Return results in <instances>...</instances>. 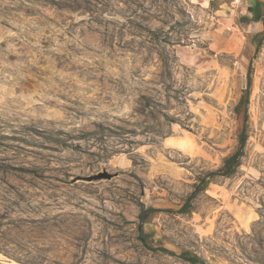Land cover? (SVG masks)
<instances>
[{"label":"rangeland","instance_id":"rangeland-1","mask_svg":"<svg viewBox=\"0 0 264 264\" xmlns=\"http://www.w3.org/2000/svg\"><path fill=\"white\" fill-rule=\"evenodd\" d=\"M229 2L0 0V264H264V32L243 66Z\"/></svg>","mask_w":264,"mask_h":264},{"label":"crops","instance_id":"crops-1","mask_svg":"<svg viewBox=\"0 0 264 264\" xmlns=\"http://www.w3.org/2000/svg\"><path fill=\"white\" fill-rule=\"evenodd\" d=\"M231 3V0L230 2ZM220 5H231L228 3ZM240 16H242L243 26L245 32L249 37L248 42L244 47L242 53L243 66L251 59L252 53L256 50V43L261 38L264 32V0H244V2L237 8ZM190 131L179 127H172V134L166 136L162 141V150L170 156L174 153L183 160L180 163L161 161L160 157L156 156L155 163L152 164L153 169H156L158 174H167L174 178H183L190 173L188 165L190 160L196 156H201L206 149L202 146L196 138H192ZM194 135V134H193ZM185 164L186 168L181 165ZM212 184L208 185L206 191H212ZM218 196H222L221 190L218 191Z\"/></svg>","mask_w":264,"mask_h":264},{"label":"trees","instance_id":"trees-1","mask_svg":"<svg viewBox=\"0 0 264 264\" xmlns=\"http://www.w3.org/2000/svg\"><path fill=\"white\" fill-rule=\"evenodd\" d=\"M264 21V20H263ZM247 78H248V84H247V94L249 95V92H250V86H251V76H250V73L247 74ZM249 101V97H247L246 99V104L248 103ZM245 119H246V113H245ZM241 150L245 147L246 145V132L245 130L241 133ZM239 150L237 151L235 154H233L232 156H230L226 162H225V165H224V168L221 172V174L223 176H230L235 170L237 167L240 166V160H241V156H243L242 154V151ZM206 181H202V184L205 183ZM203 190V187L199 186L197 188V191H202ZM197 193V192H196ZM190 205L189 204H186L185 206V209L189 208ZM141 220H142V224L146 222V217H141ZM142 224L140 225V233L141 234H144V229H143V226ZM180 257L184 258L185 260H188L190 263L192 264H204L203 262L200 261V259L198 257H193V256H190L189 253H184L182 254Z\"/></svg>","mask_w":264,"mask_h":264},{"label":"built area","instance_id":"built-area-1","mask_svg":"<svg viewBox=\"0 0 264 264\" xmlns=\"http://www.w3.org/2000/svg\"><path fill=\"white\" fill-rule=\"evenodd\" d=\"M243 2H244V0H231V6H232L233 8H237V7H239Z\"/></svg>","mask_w":264,"mask_h":264}]
</instances>
